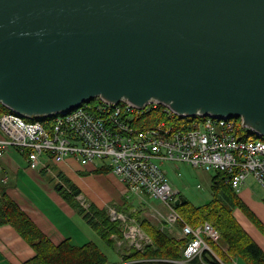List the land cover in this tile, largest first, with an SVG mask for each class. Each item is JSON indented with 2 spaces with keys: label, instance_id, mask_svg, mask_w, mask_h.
Wrapping results in <instances>:
<instances>
[{
  "label": "water",
  "instance_id": "obj_1",
  "mask_svg": "<svg viewBox=\"0 0 264 264\" xmlns=\"http://www.w3.org/2000/svg\"><path fill=\"white\" fill-rule=\"evenodd\" d=\"M96 97L264 136V0H0V103L32 118Z\"/></svg>",
  "mask_w": 264,
  "mask_h": 264
},
{
  "label": "built area",
  "instance_id": "obj_2",
  "mask_svg": "<svg viewBox=\"0 0 264 264\" xmlns=\"http://www.w3.org/2000/svg\"><path fill=\"white\" fill-rule=\"evenodd\" d=\"M157 106H162L168 115H177L168 105L154 99L139 107L126 99L115 103L101 97L66 114L31 121L6 112L0 116V157L14 148L26 159L28 168L47 172L49 164L61 163L66 158H73L82 166L108 162L126 194L147 195L161 201L165 210L156 211L157 216L170 231L176 228L175 234L187 239L179 262L192 264L191 260L203 249L209 250L206 237L215 241L218 233L208 222L195 226L181 222L173 207L178 196L169 185L163 165L178 161L205 171L225 172L236 191L252 176L264 190V136L250 129L251 133L241 137V124L233 118L179 115L192 120L179 125L139 118L143 111ZM77 198L87 207L83 197ZM115 205L107 204L106 213L110 220L120 224L123 237L117 245L133 239V247L143 248L150 242L149 237L134 217Z\"/></svg>",
  "mask_w": 264,
  "mask_h": 264
},
{
  "label": "trees",
  "instance_id": "obj_3",
  "mask_svg": "<svg viewBox=\"0 0 264 264\" xmlns=\"http://www.w3.org/2000/svg\"><path fill=\"white\" fill-rule=\"evenodd\" d=\"M6 112L11 110L1 104L0 116ZM139 118L170 121L177 125L192 122L191 119L182 118L179 115H168L163 111L162 106L143 111ZM236 120L241 124L239 118ZM238 133L244 138L251 133V130L241 124ZM98 162L100 164L95 165V168L79 172L85 175L108 174L112 171V166L108 162L105 161L106 164ZM58 176L65 177V174L59 171ZM210 188L211 198L203 205H193L188 201L178 206L173 205L182 223L195 226L208 222L218 233L215 241L206 237L209 250L203 249L199 256L191 260V263L227 264L237 258L244 264H264V252L239 224L233 210L241 209L263 234L264 226L245 206L238 191L231 186L229 174L216 172L212 177ZM55 190L107 245H116L117 240L122 239L119 222L110 220L103 207L99 208L95 204L88 203L87 207H83L80 204L77 196H80L81 191L77 186L70 184L65 189L64 185L59 183L55 186ZM120 207L122 212L127 209L124 206ZM162 220L156 223L142 217L139 222L137 221L150 242L141 249L123 247L122 253L120 252V261L114 264H182L179 261L182 260L187 239L170 231ZM2 224L11 225L34 250V256L26 260L24 264H109L105 253L94 242L75 245L70 239L65 238L59 243H54L20 207L19 203L8 195L5 186L0 182V225Z\"/></svg>",
  "mask_w": 264,
  "mask_h": 264
},
{
  "label": "rangeland",
  "instance_id": "obj_4",
  "mask_svg": "<svg viewBox=\"0 0 264 264\" xmlns=\"http://www.w3.org/2000/svg\"><path fill=\"white\" fill-rule=\"evenodd\" d=\"M11 149L12 151L15 150L14 148ZM68 162H70V166H67L64 163H60L59 165L53 163L49 164L50 172L48 173H38L33 171L34 174L29 177L26 176L24 181H27V183L24 185L20 184V188H23L28 193L37 197L42 203L49 204L52 200L45 193L46 191H56L55 186L59 183L63 184L65 189H67L70 184H74L80 189V195L88 204H95L99 208L105 207L106 204H116L115 206H117L118 210H120V206L127 207L123 212L134 217L138 222L142 217L156 223L161 222L162 219L156 214V211L165 210L160 200L150 198L147 195L137 196L133 193L126 194L124 192L123 195L122 186L111 174L91 173L82 175L79 171H83L85 167H90V165L82 166L79 162H76L75 159L74 161L68 160ZM23 163H25L24 160ZM94 163L96 166L100 164L97 161ZM163 168L166 172L169 185L173 191L177 193L178 197H184L186 202L188 201L193 205H203L210 200V187L212 177L216 173L215 171H205L202 168H197L190 164L178 161L170 163L166 162V164L163 165ZM59 171L65 174V177L62 176L60 178L58 176ZM66 178H68V180ZM246 183L254 193L259 195L264 193L260 184L252 176L247 177ZM76 214L79 215L77 212ZM77 219L78 221L82 220L81 218ZM78 227H82L81 229L83 231H88V233L93 235L94 239H92V242L96 243L105 253L108 263L119 261L120 252L122 253L121 250L123 247L107 245L103 239L100 238L98 233L86 223H83L82 226ZM124 244H126V242ZM227 264L244 263L242 261L239 262L238 259L235 258L232 263Z\"/></svg>",
  "mask_w": 264,
  "mask_h": 264
},
{
  "label": "crops",
  "instance_id": "obj_5",
  "mask_svg": "<svg viewBox=\"0 0 264 264\" xmlns=\"http://www.w3.org/2000/svg\"><path fill=\"white\" fill-rule=\"evenodd\" d=\"M23 160L25 163H23ZM68 160L74 161V159L68 158L61 163L70 166ZM59 164L57 163V165ZM93 168L95 166L90 165V167H85L84 170ZM33 171L45 173L44 170L40 171L28 168L26 159L17 149L14 151L10 149V151L0 157V182L5 186L8 195L19 203L27 215L54 243H59L65 238L70 239L75 245L92 242V239H94L93 235L88 233V231H83L82 227H78L82 226L83 223L89 224L80 214L77 215L76 211L56 191L45 192L52 201L49 204H44L37 197L20 188V184L24 185L27 183V181H24L26 176L29 177L34 174ZM108 174H111L119 182L117 177L112 173ZM246 179L241 184L237 193L245 206L264 226V193L260 195L254 193L246 183ZM119 184L122 186V194L124 195V186L120 182ZM103 208L105 209V207ZM233 214L243 229L264 252V234L241 209H234ZM77 218H81L82 220L78 221ZM171 230L176 232V228H172ZM34 254V250L11 225H0V264H24Z\"/></svg>",
  "mask_w": 264,
  "mask_h": 264
},
{
  "label": "bare ground",
  "instance_id": "obj_6",
  "mask_svg": "<svg viewBox=\"0 0 264 264\" xmlns=\"http://www.w3.org/2000/svg\"><path fill=\"white\" fill-rule=\"evenodd\" d=\"M0 106H1V104H0ZM5 108H6V107H5ZM1 111H2V109H1ZM66 113H68V112H65V113H63V114H66ZM63 114H62V115H63ZM35 119H36V117H32V118H30V121H31V120H35Z\"/></svg>",
  "mask_w": 264,
  "mask_h": 264
}]
</instances>
